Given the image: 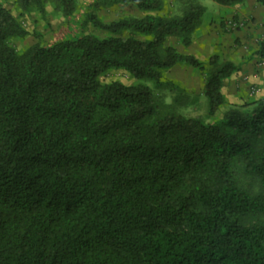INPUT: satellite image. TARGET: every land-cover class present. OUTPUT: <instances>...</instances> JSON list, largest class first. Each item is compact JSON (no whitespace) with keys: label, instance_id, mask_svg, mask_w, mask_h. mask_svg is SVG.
Masks as SVG:
<instances>
[{"label":"trees","instance_id":"16d2710c","mask_svg":"<svg viewBox=\"0 0 264 264\" xmlns=\"http://www.w3.org/2000/svg\"><path fill=\"white\" fill-rule=\"evenodd\" d=\"M16 3L65 18L79 8ZM99 3L143 15L93 10L86 22L101 34L18 51L11 40L29 32L0 1V264H264V96L210 120L241 63L169 43H192L203 4L164 16L165 0ZM177 65L205 73L206 117L177 112L186 90L163 80ZM111 69L138 82L103 83ZM139 80L168 86L174 102L160 105Z\"/></svg>","mask_w":264,"mask_h":264},{"label":"rangeland","instance_id":"374dc122","mask_svg":"<svg viewBox=\"0 0 264 264\" xmlns=\"http://www.w3.org/2000/svg\"><path fill=\"white\" fill-rule=\"evenodd\" d=\"M4 6L9 8L12 13L20 20L29 34L24 38H13L12 45L22 51L26 47L35 43L39 39L45 44H51L65 38H73L86 32L101 34L86 22V14L95 10L104 20L111 21L128 15H143V12L132 6L125 5H103L99 0H79L78 11L69 18L63 17L54 7L48 4L46 14L33 10L29 13H22L18 8L16 0H0ZM98 3V4H97ZM191 3H200L206 7V12L202 18L201 25L194 31L193 40L189 46L182 45L181 41L176 38H170L169 43L174 45L180 52L186 54H196L209 57V51L213 54H219L228 59L232 53V48H236V38L238 32L246 30L247 23L236 17L231 10L234 6H224L216 3L214 0H165L164 10L161 12L164 16L178 15ZM264 24V23H263ZM264 27V25H263ZM257 29V28H256ZM264 30V29H263ZM40 35V38L37 37ZM264 34L261 33V36ZM199 37L200 39H197ZM204 40V41H203ZM236 40V41H235ZM251 40V37L250 39ZM232 42V43H231ZM205 43L207 49H202L201 44ZM241 43V42H240ZM229 44L230 47H229ZM234 44V45H233ZM256 44L259 49L264 46V39L258 38ZM209 45L214 46L210 48ZM254 46V45H253ZM201 48V49H200ZM198 50L203 52L198 53ZM234 52V51H233ZM241 62V61H240ZM103 83L119 80L125 84H134L138 80L122 69H111L100 76ZM164 82L173 81L185 88V92L180 97V104L176 107L177 112L187 117L207 116V99L202 94L205 81V73L189 65H177L164 74ZM151 87L157 101L160 105L171 104L174 102L176 92H171L168 86H159L154 81L139 80ZM255 89L251 87V91ZM250 100L242 99L235 102L226 98V103L221 107L215 117L210 120L219 119L223 112L233 105L240 106L248 103ZM242 177V176H241ZM245 185H253V179L244 177Z\"/></svg>","mask_w":264,"mask_h":264},{"label":"crops","instance_id":"0c3cea01","mask_svg":"<svg viewBox=\"0 0 264 264\" xmlns=\"http://www.w3.org/2000/svg\"><path fill=\"white\" fill-rule=\"evenodd\" d=\"M231 12L247 25L245 26L246 30H242V34L238 32L236 35V38H241L237 40L236 48H232V53L228 58L236 63H241V68L224 81L222 91L226 98L235 102L242 99L252 101L264 96V56L256 44L258 38L264 39V35L261 36V33L264 34V6L256 0H247L234 6ZM250 37L251 40H249ZM201 45L202 49H207L205 43ZM209 47L213 48L214 46L209 45ZM211 52L213 53V51H209V57L212 55ZM198 53L202 54L203 52L198 50ZM196 56L201 60L207 58V56L203 57L198 54ZM252 86L255 87L253 91H251Z\"/></svg>","mask_w":264,"mask_h":264}]
</instances>
